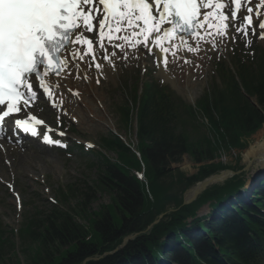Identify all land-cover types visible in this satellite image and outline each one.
Wrapping results in <instances>:
<instances>
[{"label": "trees", "instance_id": "1", "mask_svg": "<svg viewBox=\"0 0 264 264\" xmlns=\"http://www.w3.org/2000/svg\"><path fill=\"white\" fill-rule=\"evenodd\" d=\"M238 70L242 88L256 97L262 113L242 97L235 82L232 86L228 83L223 95L213 102L211 99L204 101L201 117L205 119L208 136L202 135L191 143L184 137V129L186 124L195 122L193 110L175 103L167 93L161 94L162 101L156 96L157 106L145 109L137 122L140 160L112 135L99 140L100 148L114 153L118 159L117 163H110L97 154L100 175L95 188L100 193L110 194V203L93 214L87 213L83 201L88 200L89 194L78 196L76 189L68 187L58 195L57 207L52 206L48 213H36L29 222L22 224L18 236L20 251L25 255L24 264H82L86 258L100 257L120 246L124 237L143 232L169 207L178 210L165 215L147 233L128 242L124 249L87 264H151L150 257H159V239L167 232L186 239L182 233L187 230L186 219L194 217L206 203L212 206L213 202L237 192L243 180L235 176L222 185L211 186L187 206H181L182 193L223 170L225 165L221 161H213L222 154L246 148L250 136L264 122V58L260 56ZM195 128L198 126H193ZM183 153L191 154L195 162L209 163L187 177L170 169L171 163H178ZM142 167L146 183L134 175L141 173ZM70 198L79 199L75 209L66 205ZM253 203L264 204V194H254ZM232 208L235 214L231 221L227 218L207 223L194 220L189 232L198 233L196 245L179 254L175 261L179 264H264V218L251 208L244 207L243 211ZM261 208L264 210V205ZM223 209L227 211L222 206L220 210ZM72 215L77 220L82 219L84 224ZM198 225L201 229L196 230ZM4 244L9 251L6 254L11 256L4 257ZM0 261L3 264L22 263L9 239L0 240Z\"/></svg>", "mask_w": 264, "mask_h": 264}, {"label": "snow or ice", "instance_id": "2", "mask_svg": "<svg viewBox=\"0 0 264 264\" xmlns=\"http://www.w3.org/2000/svg\"><path fill=\"white\" fill-rule=\"evenodd\" d=\"M150 3L156 5L154 13ZM98 4L102 8L93 6V0H0L6 9V16L0 19V129L11 121L14 132L21 130V125L28 132L27 122L17 115L21 105H29L38 96H43L51 107H58L65 89L63 83L55 81L63 75H75L83 59L87 58L88 68L102 71L95 54L96 44L106 62L126 56L129 48L145 54L158 48V62L168 71L169 49L164 47V41H171L177 33L181 42L186 37L199 42L205 31L225 39L231 20L237 24L239 34H255L264 40V0H98ZM84 5L88 8L82 11ZM85 30L97 39L83 35ZM153 33L157 39L149 49V36ZM215 44L214 40L212 47ZM192 50L189 41L181 65L196 67L187 58ZM178 52L177 47V52L172 53L174 63ZM34 119L27 117V121ZM35 122L42 123L38 119Z\"/></svg>", "mask_w": 264, "mask_h": 264}, {"label": "rangeland", "instance_id": "3", "mask_svg": "<svg viewBox=\"0 0 264 264\" xmlns=\"http://www.w3.org/2000/svg\"><path fill=\"white\" fill-rule=\"evenodd\" d=\"M231 36L226 41V48L224 51H217L206 59L204 71L199 73L200 79L196 78L195 81L188 80L191 89H189L185 83H180L175 79V83L172 80L164 77L163 75L156 72V70L145 68H127L120 66V68L111 69L109 78L101 82V85L97 87V94L101 96L100 100L94 99V106L85 104L87 108H82L81 117H79L78 124L75 126V134L70 135L71 140L69 145H73V149H78L76 143L81 142L88 146H96L98 136L111 129V126L117 128V115L116 108L123 104L125 100V90L123 88L124 80H133L137 75L141 78L145 75H150L155 79L161 80L162 82L169 83V86L174 89L183 100L187 103L193 104L200 96L205 93L207 86L210 85V78L213 77L212 64L218 57L223 55L228 60V54L231 47L235 44H239L238 38L234 35V32H230ZM255 40V39H254ZM256 46L264 49V40L256 42ZM211 48L210 50H213ZM208 50V51H210ZM212 61V62H211ZM203 62H201L202 64ZM169 67H173L169 65ZM149 71H152L150 74ZM95 73V72H93ZM145 74V75H144ZM186 79V78H185ZM216 84L218 82L216 81ZM89 90L84 91V95ZM124 97V99H123ZM82 97L80 96V99ZM87 111V112H86ZM86 114H85V113ZM199 116V115H198ZM111 125V126H110ZM120 136L125 138L129 143L136 142L134 137V129L128 132V135H124V132H118ZM264 140V125L249 139L248 146L241 151H231L228 154H222V156L216 158V162L219 159L222 163L228 167L227 170L235 171L241 170L239 174L249 177L250 173L261 170L263 166L257 163L253 159L246 160L244 155L249 148L255 146L256 143H260ZM10 152L2 157L0 154V224L3 226L5 231L13 230L17 231L20 227L21 220L23 217H31L34 212H47L52 202L56 201L57 190H66L68 185H73L76 189L77 195L89 194L88 200H84V208L87 213L96 212L100 207L108 205L110 203V194L107 193H90L86 188L92 186L94 179H96L97 172L93 169V161L89 157H85L79 154V151L70 153L69 155L61 154L56 151L50 150H36L28 149L24 150H9ZM86 152L85 150H83ZM112 157V154H108ZM214 161V162H215ZM200 164L193 161L189 155H183L177 164H171L170 169L178 170L179 172L190 176L196 173L197 167ZM227 176V174H225ZM231 175H228L227 179ZM10 186V189H8ZM11 190L12 192H10ZM20 202V208L14 202L16 200ZM79 199H71L68 201V206L75 209L79 205ZM205 209L200 211L199 215H204ZM76 219V216L72 215ZM80 224H84L83 220H77ZM14 243V253L18 256L22 263H25V255L20 253V240L14 234L11 236ZM5 235V236H6ZM5 256H11L6 254ZM0 264L1 263L0 261Z\"/></svg>", "mask_w": 264, "mask_h": 264}, {"label": "bare ground", "instance_id": "4", "mask_svg": "<svg viewBox=\"0 0 264 264\" xmlns=\"http://www.w3.org/2000/svg\"><path fill=\"white\" fill-rule=\"evenodd\" d=\"M261 15H264V13H261ZM126 30V29H125ZM127 31V30H126ZM83 35H85L86 37H88V33L86 31H84L82 33ZM122 35V34H121ZM153 39H154V35H150ZM210 40V42H209ZM216 41L215 47H218L219 43L221 40L224 39H220L219 36H211V37H207L205 38V43H203V41H192L191 39H187L184 42H177V38H174L173 41L171 42H165L164 43V47L168 48V55H167V59L170 61L169 65H172L173 67H169L170 69H173L175 67L181 66L183 67V71H180L178 73H180L177 76H179L178 78L184 79V75L187 76V79L189 80H193L195 81L196 78L200 79V74L197 73V71L199 70V65H201V62H203L205 60V51L210 50L211 48H215L212 47V43L213 41ZM191 41L192 45H193V50L190 54H188L187 58L188 59H192L195 62L196 67L193 68L192 66L189 65H181L179 62L183 61V59H185V53L187 51L188 48V42ZM77 47V46H74ZM149 49V46H147ZM177 47L179 48V52L175 57V63L173 62V56L172 53L173 52H177ZM155 55L158 57V61L160 60V54L154 50ZM182 57V60L180 59ZM87 58L83 59L80 63L82 64V67L80 68V70L78 72H76L75 75H63L61 77L60 80H56L55 83L56 84H60L63 83V88L65 89V92L63 94V99L60 101V103H62V106H64V108L62 110H66V107L69 108L70 113L73 111V114H71L73 117H76V110L78 108L79 105H77V103L75 102L76 100L79 101L81 103L80 105V110L82 113V108H87L85 106V104H87V106L89 107V105H93L94 106V97L97 94L96 88L94 87V84L97 80H100L101 78H105L108 74V66L105 64H101L100 63V68L102 69V71H97L94 68L90 69L87 67ZM159 63V62H158ZM160 66V70H164L163 66L161 63H159ZM95 72V73H93ZM187 81V80H186ZM51 82V81H49ZM189 81L187 82V87L189 89H191L190 85H189ZM89 90V93H86L84 95V91ZM55 91V89H54ZM73 92L76 91L77 95H76V99L74 101L73 97H71L69 95V92ZM80 96L82 97L80 99ZM89 96V97H88ZM88 98H92L89 100ZM59 99V98H58ZM71 101L70 103L68 101ZM99 100V97L98 99ZM74 102V103H73ZM77 105V106H76ZM88 112L90 111V108L88 109ZM85 113V112H84ZM245 159H253L255 161H257V163H260L261 166H263L264 168V140L260 143H256L255 146L251 147L248 149V151L245 152L244 155ZM224 176H222V178H224ZM260 182L263 181V179L261 178L259 180ZM204 186V183L197 185L196 188L192 189L189 193L186 194L185 198L186 200L191 199L198 191H200V189ZM247 196V195H246ZM245 196V198H246ZM244 200V199H243Z\"/></svg>", "mask_w": 264, "mask_h": 264}, {"label": "water", "instance_id": "5", "mask_svg": "<svg viewBox=\"0 0 264 264\" xmlns=\"http://www.w3.org/2000/svg\"><path fill=\"white\" fill-rule=\"evenodd\" d=\"M214 179H215V177H211V178H209V179L207 180L206 184H204V186L202 187L201 191H203V190L206 188L207 184H209L210 182H212ZM201 191H199L198 194H199ZM198 194H197V195H198ZM197 195H196V196H197ZM196 196H195V197H196ZM189 202H191V201H189ZM186 203H188V202H186Z\"/></svg>", "mask_w": 264, "mask_h": 264}]
</instances>
